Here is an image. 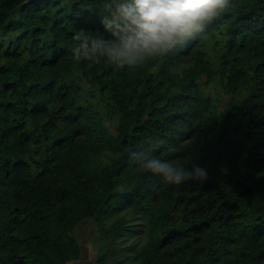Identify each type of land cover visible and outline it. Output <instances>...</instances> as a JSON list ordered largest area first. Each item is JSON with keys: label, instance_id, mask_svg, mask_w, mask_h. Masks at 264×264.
<instances>
[{"label": "trees", "instance_id": "16d2710c", "mask_svg": "<svg viewBox=\"0 0 264 264\" xmlns=\"http://www.w3.org/2000/svg\"><path fill=\"white\" fill-rule=\"evenodd\" d=\"M101 14L102 0H0V264H66L80 220L126 207L147 218L142 264H264V0H233L134 69L73 58ZM189 51L228 97L223 110L171 76ZM94 91L109 96L116 134ZM153 143L208 178L167 185L141 172L129 152Z\"/></svg>", "mask_w": 264, "mask_h": 264}, {"label": "clouds", "instance_id": "9594fccd", "mask_svg": "<svg viewBox=\"0 0 264 264\" xmlns=\"http://www.w3.org/2000/svg\"><path fill=\"white\" fill-rule=\"evenodd\" d=\"M233 0H102L100 28L81 29L71 49L77 61L104 60L116 68L134 69L186 45L232 6ZM157 143L129 152L141 172L167 185L208 178V169L191 157L157 154Z\"/></svg>", "mask_w": 264, "mask_h": 264}, {"label": "rangeland", "instance_id": "374dc122", "mask_svg": "<svg viewBox=\"0 0 264 264\" xmlns=\"http://www.w3.org/2000/svg\"><path fill=\"white\" fill-rule=\"evenodd\" d=\"M196 55L189 51L174 57L169 72L172 77L186 80L187 86L195 82L203 96L219 95L221 101L218 109L223 110L228 97L215 91L216 78L211 81L199 71ZM93 94L91 103L104 112L106 128L116 134L119 119L111 109L109 96L97 91ZM87 99L89 96L85 94L79 100ZM73 236L79 245V257L66 264H142L139 253L147 240V218L133 207H126L100 223L83 218L74 227Z\"/></svg>", "mask_w": 264, "mask_h": 264}]
</instances>
